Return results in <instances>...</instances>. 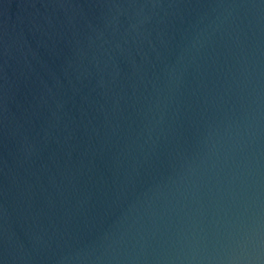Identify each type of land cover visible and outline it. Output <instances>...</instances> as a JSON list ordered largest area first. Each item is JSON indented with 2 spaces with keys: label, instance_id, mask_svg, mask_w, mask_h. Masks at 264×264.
<instances>
[{
  "label": "water",
  "instance_id": "water-1",
  "mask_svg": "<svg viewBox=\"0 0 264 264\" xmlns=\"http://www.w3.org/2000/svg\"><path fill=\"white\" fill-rule=\"evenodd\" d=\"M0 264H264V0H0Z\"/></svg>",
  "mask_w": 264,
  "mask_h": 264
}]
</instances>
